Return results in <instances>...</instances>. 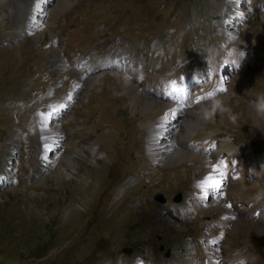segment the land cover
<instances>
[{"label": "rangeland", "instance_id": "1", "mask_svg": "<svg viewBox=\"0 0 264 264\" xmlns=\"http://www.w3.org/2000/svg\"><path fill=\"white\" fill-rule=\"evenodd\" d=\"M91 62L105 81L117 74L153 100L179 102L166 113L172 125L195 111V154L228 142L222 188L205 197L190 182L159 181L177 164L149 162L129 101L107 117L92 112L104 84L89 86ZM210 90L226 109L204 120ZM259 98L264 0H0V264H264V235H232L211 212L229 199L238 208L228 211L264 222V123L250 110ZM42 120L62 136L48 155Z\"/></svg>", "mask_w": 264, "mask_h": 264}, {"label": "bare ground", "instance_id": "2", "mask_svg": "<svg viewBox=\"0 0 264 264\" xmlns=\"http://www.w3.org/2000/svg\"><path fill=\"white\" fill-rule=\"evenodd\" d=\"M51 10H52L50 12L51 14H49L47 17V20H49V25L47 29L53 27L54 25V23H52V21H54L53 18L55 16H56L55 18L60 16L57 13H62L60 7H55ZM35 36H39V35H35ZM53 37H54L53 43L56 46L59 43V41L55 38V36ZM36 38L38 39V37ZM53 52L60 53L61 49L56 47L55 49H53ZM62 63L63 62H61V57H60L56 67L60 70L66 71L67 67ZM88 68H89L88 69L89 86L97 88L96 85L98 83L101 85L104 84L103 93L98 97H92L95 98L92 101H94L95 102L94 104H96V107L93 108V110L91 109L92 112L94 114H99V116L101 115L107 117V112L112 111L114 106H117L122 102L129 101L133 113L141 115L139 117V120H140L141 128L146 136V145H147L146 152L149 162L160 163L165 166L177 164L176 165L177 167H174L173 169H161L160 173L156 175L157 178H159V181H163V182L169 181L171 183H174L175 185L178 184L181 185L183 183L185 185L186 183L190 182V184L195 187L196 186L200 187L201 183L206 179H211L213 181L219 180L223 182L222 178L220 177L216 169L218 162L217 160L220 158L223 152L232 151V147L228 142H222L218 145L217 150L211 152V157L195 154L194 152H192L190 149L191 147L187 145H188V141L191 138V134L194 131L193 123L195 121L191 118V115L193 116V113L195 111L192 112V110L189 109L188 111L184 112V115L180 119L178 126L172 125L170 123L168 116L167 122L164 124L163 127H161L163 115L169 113L171 109L175 111L178 110L181 111V105L179 104V102L163 104L159 101L153 100L152 98L141 94L139 89L129 84L126 79L121 80L119 76L117 74L115 75L114 73L113 76H115L118 79L117 80L119 81L118 83H114V81H112L111 79H106L105 81L101 79L100 76H98V74H96V71L99 68V66L96 65L95 62H91ZM75 79L76 80L74 82L76 83L75 84V88H76L82 82L83 75L76 74ZM112 91L113 93L115 92L116 94H120V92H123L122 93L123 96L121 95V97H114L112 95ZM93 113L91 114L94 115ZM93 118L95 119V117ZM41 122L43 124L41 129H43L42 136L44 140V147H45L44 149L46 154L48 155L50 154V152H52L53 145L56 142L60 141L62 139V136L60 134V131L57 130V127H50V125L46 123V121L44 122L43 120ZM93 123L94 124L92 125L94 128L95 126H99V123H97L96 119L94 120ZM67 145L72 147V151H74L73 149H76V146L75 144L72 143V141H69ZM68 158L71 159L70 157ZM200 165L202 166L199 167ZM195 170H197V173H194ZM87 172H89V170ZM56 175L58 177H62L60 172H57ZM231 193L232 194L230 196H233L232 190ZM240 198L241 197H239V199ZM228 200L225 199H220L218 201L214 200L211 212L214 216H219L221 219L225 220L226 224L232 226L233 228L232 235L237 233L239 234V236L242 237L250 236L252 238L263 236L264 222L262 221L261 225L256 224L254 223V221H252V219H249L250 217L246 218L245 217L246 214L240 211L238 212L228 211L226 208L228 204L235 209L238 208V204L236 203L232 204Z\"/></svg>", "mask_w": 264, "mask_h": 264}, {"label": "clouds", "instance_id": "3", "mask_svg": "<svg viewBox=\"0 0 264 264\" xmlns=\"http://www.w3.org/2000/svg\"><path fill=\"white\" fill-rule=\"evenodd\" d=\"M244 56V53L238 48L234 47L229 58V64L234 67H239V61ZM226 109V101L222 96L217 95L214 91L207 93V101L202 106L200 115L204 120L211 119L214 112H219ZM251 115L257 125L264 123V98H259L250 104ZM65 214L62 219H66Z\"/></svg>", "mask_w": 264, "mask_h": 264}, {"label": "snow or ice", "instance_id": "4", "mask_svg": "<svg viewBox=\"0 0 264 264\" xmlns=\"http://www.w3.org/2000/svg\"><path fill=\"white\" fill-rule=\"evenodd\" d=\"M174 91H176V89H173ZM173 112H175V110H173ZM168 120V116L167 114L165 115V117L162 118V124L161 127L164 126V124L167 122ZM221 175H223V173H221ZM201 190L204 193V196L207 197L209 195V189H211L212 191H217L220 190L222 188V182L219 180L213 181L211 179H206L205 181H203L200 185Z\"/></svg>", "mask_w": 264, "mask_h": 264}, {"label": "water", "instance_id": "5", "mask_svg": "<svg viewBox=\"0 0 264 264\" xmlns=\"http://www.w3.org/2000/svg\"><path fill=\"white\" fill-rule=\"evenodd\" d=\"M159 200H162V198H161V197H159Z\"/></svg>", "mask_w": 264, "mask_h": 264}]
</instances>
